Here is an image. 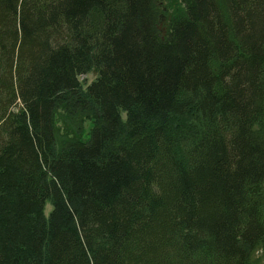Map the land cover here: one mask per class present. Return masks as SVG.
Masks as SVG:
<instances>
[{"label":"trees","instance_id":"obj_1","mask_svg":"<svg viewBox=\"0 0 264 264\" xmlns=\"http://www.w3.org/2000/svg\"><path fill=\"white\" fill-rule=\"evenodd\" d=\"M0 264H264V0H0Z\"/></svg>","mask_w":264,"mask_h":264},{"label":"rangeland","instance_id":"obj_2","mask_svg":"<svg viewBox=\"0 0 264 264\" xmlns=\"http://www.w3.org/2000/svg\"><path fill=\"white\" fill-rule=\"evenodd\" d=\"M163 7H166V4L163 2L162 4ZM161 11H162V8H161ZM163 18H165L166 15L162 14ZM166 22V21H165ZM164 22V24H165ZM95 80V76L94 75H88L86 77H81V81L83 82H86L88 84H90L91 82H93ZM91 127V123H86L85 126H84V130H85V139H87V136H88V131H89V128ZM52 210V206L50 203H47L46 204V215L48 216L49 213L51 212Z\"/></svg>","mask_w":264,"mask_h":264}]
</instances>
